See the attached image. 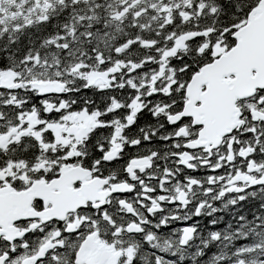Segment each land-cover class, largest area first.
<instances>
[{
	"label": "snow or ice",
	"instance_id": "obj_1",
	"mask_svg": "<svg viewBox=\"0 0 264 264\" xmlns=\"http://www.w3.org/2000/svg\"><path fill=\"white\" fill-rule=\"evenodd\" d=\"M0 264H264V0H0Z\"/></svg>",
	"mask_w": 264,
	"mask_h": 264
}]
</instances>
